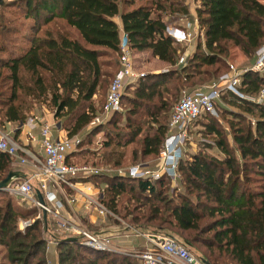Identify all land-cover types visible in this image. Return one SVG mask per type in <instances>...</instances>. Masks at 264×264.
Here are the masks:
<instances>
[{
	"label": "trees",
	"instance_id": "trees-1",
	"mask_svg": "<svg viewBox=\"0 0 264 264\" xmlns=\"http://www.w3.org/2000/svg\"><path fill=\"white\" fill-rule=\"evenodd\" d=\"M194 1L198 3L195 12L199 35L195 50L181 65H177L178 43L167 30L193 22L189 19V0L3 3L0 124L21 123L28 98L49 100L68 138L78 137L92 126L86 140L78 137L80 144L67 156L68 163L76 164L72 159L77 155L97 154L99 150H92L89 144L100 133L104 134L101 150L106 149L100 160L105 166H120L124 151L135 143L139 145L131 162L159 156L173 110L171 105L166 107L160 88L172 78L180 81L183 76L188 82L190 76L207 75L206 67H216L213 74L217 80L228 71L234 51L242 58L254 59L264 46V4L258 0ZM10 8L18 9L20 17L10 13ZM56 20L62 24L55 23L52 30L45 29L42 36L38 35ZM21 30H28L30 36ZM122 37H126L133 56L149 53L170 70L138 79L122 129L117 127V120H110L118 113L99 125H91L98 115L93 98L119 70ZM238 91L245 97H257L264 91V73H244ZM170 111L169 119L162 116ZM217 113L216 117L203 114L193 123L211 121L203 128L206 135L213 136L214 143L208 145L212 154L202 150L183 166L180 160L182 178L178 182L183 193L176 189L173 197L169 195V180L165 177L154 182L116 176L89 178L106 185L101 203L112 213L128 218L139 232L172 236L187 247L200 246L209 264H264V103L258 105L225 92ZM227 114L230 117L225 131L219 117ZM141 115L153 127H144V119H133ZM105 125L118 132L105 131ZM11 162L7 153L0 152V179L11 171ZM124 194H130L134 205L118 206ZM23 213L9 200L3 206L0 203V245L9 248V256L18 264H48L47 255L42 253L45 241L31 235L35 224L24 233L18 230V217ZM54 236L58 239L57 264H139L125 255L91 250L78 239L68 241ZM19 238L22 241H17Z\"/></svg>",
	"mask_w": 264,
	"mask_h": 264
},
{
	"label": "built area",
	"instance_id": "built-area-1",
	"mask_svg": "<svg viewBox=\"0 0 264 264\" xmlns=\"http://www.w3.org/2000/svg\"><path fill=\"white\" fill-rule=\"evenodd\" d=\"M197 26V20L186 22L187 31L182 32V37H178L177 30L171 31L172 37L179 44L189 43L195 37L193 29ZM198 28V26H197ZM184 63V57L178 59L177 65ZM258 74L264 73V46L255 54V60L249 68L237 69L229 64L226 73L204 88L197 89L185 94L174 106L168 123V129L162 143L157 163L154 167L137 164L130 166L128 170L123 168L112 169L98 168L92 165H78L67 162V156L74 152L80 144L78 137L66 138L63 140L53 139L52 125L48 121L41 120L39 124V142L43 152L42 158H34L27 154L25 149L18 144L8 133L0 131V152L7 153L12 160L16 159L21 165L26 163L21 154L30 156L35 172L25 180H14L4 191L16 195L22 201H28L38 210V218L43 219L44 234L48 246L56 245L57 240L51 232L49 225H53L60 235L76 238L80 243L94 251L107 253H120L139 264H199L190 254L186 245L178 239L156 233H142L137 229L121 222L102 203V192H93L91 186H79L77 178H89L98 176H116L120 178H130L136 180L157 181L161 177L175 181L177 179L178 166L182 159L185 146L189 142L193 123L203 114L217 116V105L221 104V96L224 92L244 97L250 102L258 105L264 103V91H260L255 98L242 96L238 88L241 84L242 75L246 72ZM134 68L133 55L129 49L126 37H122L119 53V70L115 74L109 86L108 93L101 112L93 119L91 125H99L109 119L110 115L121 111V99L123 91L127 86L144 77ZM37 117L28 119L25 123L29 130H34L37 126ZM254 124V121H252ZM28 137H30L28 135ZM32 182H35L42 196V203L39 202ZM78 186H77V185ZM74 192V197L68 198L67 203L74 204L77 200L84 203L85 209L95 211L102 219L109 218L120 221L123 229L133 232L136 237L142 236L148 245L144 249L125 251L119 249L112 242V236L101 234L91 229L75 224L77 218H65L64 202L59 195H64L65 190ZM45 215V218L43 217ZM49 219V221H48ZM109 219V220H110ZM50 223V224H49ZM22 228L29 227V222L21 223ZM58 236V235H57ZM62 237V236H61Z\"/></svg>",
	"mask_w": 264,
	"mask_h": 264
},
{
	"label": "rangeland",
	"instance_id": "rangeland-1",
	"mask_svg": "<svg viewBox=\"0 0 264 264\" xmlns=\"http://www.w3.org/2000/svg\"><path fill=\"white\" fill-rule=\"evenodd\" d=\"M3 1H4V3L7 2V3H11V4L14 2H18V0H3ZM258 1L261 2L262 4H264V0H258ZM8 11L10 13H13L15 15V17H20L18 15L19 13H17L19 11L18 9L10 8V9H8ZM21 18H18V19H21ZM192 21L193 20H191V22ZM55 23H58L60 25L62 24L61 21L56 20L52 24L42 28V30L38 33V35L42 36V33L45 29L52 30L54 28ZM180 25L181 26H179V27H169L168 30L170 32H168V33H170V35H172L171 31L177 30L178 37L181 38L183 36L182 32L184 31L183 27L186 24L184 22L183 24L181 23ZM171 26H175V25H171ZM21 33H24V34L26 33L28 36H30L31 32H29L28 30H21ZM21 35H23V34H21ZM11 37H14V36H11ZM184 44H186V43H184V42L182 44L178 43L177 49L179 52H178L177 56H178V58L183 56L184 57V63H185L187 57H190L193 52H191V51L187 52ZM232 56L233 57L231 58L229 63L237 69L249 68L255 60V58L254 59L242 58L241 54L238 51H234ZM0 58H4V55H0ZM133 60H134V68H135L136 72L139 74H141V73L145 74V76L148 74L164 73V72H167L168 70H170L169 66L161 63L156 58H154L153 56H151L149 53H146V52L134 54ZM204 69H205L204 71H209L207 75L197 74V75L190 76V79H187L188 82L184 81L183 76H182V78H180L181 79L180 81H177L175 78H172L169 82H167L166 85L162 86L160 89L163 93L162 95L167 100L168 106H166V107H169L171 105L170 107L174 108V106L177 104V102L185 94L190 93L194 89L197 90V89L204 88L207 85H209L210 81H212L213 79L215 80L216 75L213 74V71L216 69V67H209V68L206 67ZM3 72L6 73V71H3ZM111 80H112V78L108 79L107 82L100 87L96 96L93 98L95 109H96L98 114L101 112V108L105 103L106 96L108 93V89H109V86L112 82ZM218 80H219V78L215 81H218ZM137 84H138L137 81L133 82V84H131L129 88H127L126 90L124 89V91H123L124 98L122 101L121 111L117 112L118 113L117 115H114L110 118V120L111 119L112 120L114 119L115 121L117 120V122H118L117 127L118 128L120 127L119 129H122L121 124H125V122H126L127 113H129V109H131L130 108L131 100L134 99L133 91L137 87ZM239 88H240V86H239ZM0 104H1V101H0ZM23 109H24V117L25 118L23 119V121L21 123L20 122L2 123V124H0V131H4V132L8 133L10 136L14 137L15 136L14 135L15 128H17L21 124L25 123L28 119L34 118V117H38V118L40 117L44 121H47V119L50 120L52 122L51 123L52 127L54 124H57V123L60 124L59 119L55 117L56 112H55L53 106L51 105V103L49 102V100L44 102L41 100L35 101L34 99L28 98V99H26V103L23 105ZM170 113H171V111L169 112L168 115L163 114L162 116L167 117V119H169ZM0 116H2V115H0ZM229 117H230V115H228V114L226 116H224L223 118L219 117V120H220L219 124L221 125V127H223V129L224 128L226 129L225 131H227V127H228L226 120ZM133 119H144V122H146V125L144 127H146V128H148V126L150 128L153 127V125L148 124L149 120H147L145 118V116H142V115L136 116V118H133ZM167 119H166V124L168 123ZM209 122H211V121L206 122V120L205 121L200 120L198 122V124H194V126H192L191 133H190V139H189V142L185 146V152H184V155L182 157V161L180 163L181 165L184 161L190 160L191 157H193L196 154H199L202 150H203L202 151L203 153L207 151V153L212 154V151L209 150L208 145H212L214 143L213 136L206 135L205 129L203 128V125L205 123H209ZM91 127L92 126L89 125L85 130H83L78 135V137L86 140V133L91 129ZM104 128L106 129L105 131L108 130L109 132H113V133L118 132V130L116 128H112V127L107 126V125H105ZM227 138L229 140V136ZM103 140H104V134L103 133L98 134L97 136H95L94 138H92L90 140V144H89L90 148L92 150H96V151L99 150L97 152V154H95V155H88V154L77 155L74 157V160L71 158L72 161H74L76 164L81 163L78 165H82L83 162H86V163H89V165L92 164L94 167H98V168H104L105 169V167L106 168L111 167L112 169L123 168L126 170H128L130 166L137 165V162L138 163L142 162L143 163L142 165H148L151 168L154 167L157 163L158 156L157 157L149 156L142 161L135 160V161L131 162L132 153H133V155H135L136 149H138V147L136 145H139L138 143H135V144L130 145L127 148V150H126L127 152L120 149V151H124L123 161H122V164L120 166L114 167L113 164H109V165L105 166V165H103V163L100 160L101 157L103 156V153L106 152V149L101 150V145H102ZM124 162H126V163H124ZM180 168H181V166L180 167L178 166V173H177L178 176H177V179L175 181H172L169 179H168L169 181H166V182H168L167 183L168 193L172 197L174 196V194H175L174 190H176V189H177V193H178V191L181 193L184 192V189L181 187V185H179V182H178V180L182 178V172L180 171ZM11 172H12V169L9 173H11ZM5 177L6 176H3L2 179H0V181H2ZM99 183H102V182H99ZM63 190H65V189H63ZM65 192H67V190H65ZM3 193L5 195L0 196L1 206L4 205L5 201L9 200L12 203L13 208L19 209V211L21 213L24 212L21 217H18V230L21 233H24L27 231L26 230L27 227L26 228L21 227V223L24 221L29 222V227L33 226L35 224V230H34V232H31V235H33V237H35L36 239H42L45 241L43 248H42V253H44L45 255L48 256L47 253L50 251V254H51L54 251L53 249L56 248L57 244L53 246L54 248L51 247L52 245H50V246L47 245L46 239H45L46 234L43 233L44 232L43 219H42V217L38 218L37 208L34 207V205L32 203H30L28 201H22L19 197H17L16 195L10 194L7 191H3ZM129 198H130V194L122 195L121 198H119L120 202H119L118 206L121 207L123 205H129V206L134 205V200H130ZM90 212H95V211H93L91 209V210H88L87 212H85L84 216L77 215L79 217L76 216L77 219H75L74 223L85 226V227L91 229L92 231H94V229H98L94 226V224H93L94 222L93 223H92V221L90 222V218H89V215L91 214ZM121 213L123 214L124 212L122 211ZM64 214L68 215V212H65ZM70 214L72 216L71 212H70ZM96 215L98 217H100L97 213H96ZM114 215L121 222H125L127 225L133 227L128 222V218L124 219L120 215H117V214H114ZM68 218H69V216H68ZM110 221H111L110 225H114L113 223L115 222L117 226L122 227V224L120 221H117L115 219H114V221L112 219H110ZM102 222L104 223L103 220H102ZM49 227H50L51 232L54 235H56V236L58 235V237L62 236L61 238H64V239L71 238V236L60 235L62 232L57 233L55 230V227L53 225H49ZM133 228H135V227H133ZM147 232H151V230H147ZM139 238H137L138 241H140L142 239L141 237H139ZM112 240L114 241V237H112ZM17 241H22V240L19 238V240H17ZM138 241H136V242H138ZM180 242L183 243L182 240ZM187 248H188L190 254L194 257V259L197 262H199V264H209L206 261V260H209V258L207 256H205L206 255L205 250L202 247L194 246V247H187ZM10 249H15V247L11 246ZM7 250H9V248L7 249V248L0 245V264H18L11 259ZM114 254H120V253H114ZM121 255H123V254H121ZM49 258H50L49 264H57V256L56 255L51 254ZM212 264H215V263H212Z\"/></svg>",
	"mask_w": 264,
	"mask_h": 264
},
{
	"label": "crops",
	"instance_id": "crops-1",
	"mask_svg": "<svg viewBox=\"0 0 264 264\" xmlns=\"http://www.w3.org/2000/svg\"><path fill=\"white\" fill-rule=\"evenodd\" d=\"M189 19L193 20L196 19V7L198 5L197 2H195L194 0H189ZM169 29V28H168ZM193 29L195 31V37L194 39H192L189 43L184 44L186 47V51L189 52H193L196 48V44H197V38L199 35V31L197 26L194 24ZM43 120L42 118H38L37 117V126L35 127L34 130H29L28 126L26 124H21L20 126H18L17 128H15L14 130V137H12L18 144H20L25 151L27 152V154L31 155L32 157H36V158H42L43 156V152L41 150V146H40V140H39V124L40 121ZM47 121L51 124L52 122L50 120L47 119ZM51 133H52V137L53 139H60L63 140L65 138H68L66 133L61 129V126L59 123L54 124L52 129H51ZM28 135L30 137H28ZM21 158H25L26 159V163L24 165H21L19 163L18 160L11 159V169L12 172L14 173H18L19 176H21L22 178H20L19 180H25L27 178H29L34 172H35V168L33 166V162L30 158V156L26 155V154H21L20 155ZM138 164H143V163H138ZM106 177V176H103ZM76 183L79 186H91L93 192H103V189L106 187V185L104 183H97V182H93L90 178H77L76 179ZM76 184V185H77ZM77 185V186H78ZM74 192L67 190V192H64V195H59L60 199L64 202V211L62 212L63 217L68 218H77L79 216H84L85 212H87V209H85L84 207V203L81 200H77L74 204H69L67 203L68 198H72L74 197ZM69 209V210H68ZM68 210V211H67ZM68 212V215H65L64 213ZM70 212L72 213V216L70 214ZM91 214L89 215L90 218V222L92 221V223L94 224V226L98 229H94L95 232L101 233V234H106V235H111L112 237H114V241L113 244L115 246H117L119 249L121 250H125V251H132V250H137V249H144L147 247L148 243L146 241V239L142 236V239L140 241H138L137 238L133 235L132 231L126 230L121 228L120 226H117L116 223L114 222V225H110V220H104V223L102 222L103 219H101L100 217H98L96 215L95 212H90ZM79 215V216H77ZM77 216V217H76ZM49 221V219H48ZM140 239V238H139ZM138 241V242H136ZM52 248L53 245L51 246ZM54 251L51 253L53 255L57 256V253L55 251V248L53 249ZM47 262L49 264V260H50V251L47 253Z\"/></svg>",
	"mask_w": 264,
	"mask_h": 264
},
{
	"label": "water",
	"instance_id": "water-1",
	"mask_svg": "<svg viewBox=\"0 0 264 264\" xmlns=\"http://www.w3.org/2000/svg\"><path fill=\"white\" fill-rule=\"evenodd\" d=\"M4 3L3 0H0V6ZM167 32H170L169 30H167ZM170 34V33H169ZM20 178H22L21 176H19L18 173H14V172H11L9 173L2 181H0V191H4V189L10 184L12 183L14 180H19ZM33 184V187H34V190L36 191V195H37V198L39 200V202H43L42 201V196L40 194V191L36 185L35 182H32ZM45 218V215L43 216ZM68 241H75L76 238H69L67 239Z\"/></svg>",
	"mask_w": 264,
	"mask_h": 264
}]
</instances>
